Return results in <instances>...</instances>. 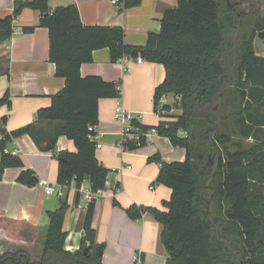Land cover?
I'll return each mask as SVG.
<instances>
[{
	"label": "trees",
	"instance_id": "16d2710c",
	"mask_svg": "<svg viewBox=\"0 0 264 264\" xmlns=\"http://www.w3.org/2000/svg\"><path fill=\"white\" fill-rule=\"evenodd\" d=\"M260 2L179 0L165 10L159 32L149 33L144 45H131L125 42L122 26L84 24L75 4L53 9L50 0H16L12 14L0 17V43L13 35L14 21L25 8L38 11L39 26L49 30L50 61L65 86L24 127L7 132V118H0V178L6 168L21 167L18 181L38 184L35 171L25 168L19 155L6 152L14 137L28 134L42 151L54 152L59 184L87 179L93 190L106 189L110 169L98 160L89 127L99 124V100L119 98L121 89L102 76H82L81 67L103 48L112 62L124 55L141 56L166 70L154 92L155 111L163 95L172 93L175 98L162 104L158 124L133 123L143 130L156 128L158 135L185 148L186 158L168 162L156 154L149 159L160 164L155 183L172 189L163 203L166 210L133 204L126 213L132 219L149 213L160 223L166 264H264V56L255 45L264 30ZM141 3L122 0L120 9ZM232 91L236 98L226 112ZM5 103L10 105L8 93L0 99V105ZM62 135L74 142L76 151H55ZM250 138L254 142L245 146L243 140ZM127 148L137 146L129 142ZM60 200L40 227V257L25 248L4 249L0 264H104L105 246L97 243L93 226L96 201L87 205L80 248L69 251L63 229L69 203Z\"/></svg>",
	"mask_w": 264,
	"mask_h": 264
},
{
	"label": "crops",
	"instance_id": "0c3cea01",
	"mask_svg": "<svg viewBox=\"0 0 264 264\" xmlns=\"http://www.w3.org/2000/svg\"><path fill=\"white\" fill-rule=\"evenodd\" d=\"M16 0H0V17L12 14ZM179 0H142L135 7L120 9L112 0H50L51 8L75 4L81 20L86 25L122 26L125 42L131 45L147 43L149 33L161 30L162 18L168 8L178 5ZM40 13L25 8L14 21V33L0 43V99L9 94L10 105H0V118L6 117L4 128L13 132L34 121L40 108L51 104V96L65 86V79L56 75L55 64L50 61L49 30L39 26ZM33 26L32 32L24 31ZM264 46V40H263ZM82 76L99 75L107 81L117 82L121 89L119 98L99 100V124L96 127V149L98 160L110 169L107 194L96 201L93 226L97 243L104 244V264H166L168 253L160 243V223L149 213L132 219L126 209L133 204L155 206L166 210L163 203L170 199L172 189L155 180L160 171L157 161L149 160L156 154L168 161H183L186 149L174 146L168 137L156 135L149 144L139 149L122 150L117 146L121 126L114 119L118 100L132 112L141 114V123L149 126L158 124L143 121L155 109L154 92L163 82L166 70L163 64L134 60L126 66L110 60L107 48L94 52V60L81 67ZM174 94H167L168 97ZM156 113V111H155ZM155 115V114H154ZM232 119L228 121L231 123ZM3 135L0 132V139ZM236 138V137H234ZM253 143V139H244ZM76 151L74 142L65 135L59 137L56 152ZM6 152L17 154L25 168L35 171L39 180L57 183L58 161L52 151H42L28 135L14 137ZM115 155L119 161L110 158ZM1 163V153H0ZM126 167L123 172L119 168ZM129 166V167H128ZM23 168L8 167L0 178V242L22 245L27 242L24 234L35 236L40 227L49 221L48 211L57 209L60 199L45 194L39 185L28 186L18 181ZM69 208L63 229L68 233L65 248L76 251L80 248L87 204L75 191L66 197ZM118 202L117 205L113 201ZM30 234V235H31ZM33 242V241H32ZM29 243V242H27ZM139 254L140 260L135 256Z\"/></svg>",
	"mask_w": 264,
	"mask_h": 264
},
{
	"label": "built area",
	"instance_id": "2783aa9c",
	"mask_svg": "<svg viewBox=\"0 0 264 264\" xmlns=\"http://www.w3.org/2000/svg\"><path fill=\"white\" fill-rule=\"evenodd\" d=\"M114 5H120L122 0H112ZM132 60L143 63L145 60L138 56L137 58H133L129 55L122 56L118 62L126 66L128 62ZM167 102V95H163L160 104L156 110L159 120L162 119V104ZM114 119L117 123L120 124L121 130L119 133V140L117 142V146L122 150H129L128 143L134 142L137 148L141 147L142 144H147L152 140V138L158 135L156 128H150L147 130H143L140 126L135 125L133 123L134 120L141 121V114L135 113L127 110L120 100L117 101L115 109H114ZM97 126H90L89 130L93 133L90 135L92 138L97 139L98 133L96 131ZM97 148H101V144L97 143ZM135 149V148H134ZM17 155V154H15ZM129 167V166H128ZM126 167L122 166L119 168V172H123ZM88 182L89 185L86 187L85 183ZM41 186L47 195H54L59 199L66 198L68 196L69 191H75L77 197L82 198L86 204L88 205L90 202L99 200L104 195V189L93 190L91 188L90 182L85 179L80 184L77 183L76 179L73 178L69 184H59L50 182L45 179L39 180L38 184ZM140 255L137 254L134 258L136 261L140 260Z\"/></svg>",
	"mask_w": 264,
	"mask_h": 264
},
{
	"label": "rangeland",
	"instance_id": "374dc122",
	"mask_svg": "<svg viewBox=\"0 0 264 264\" xmlns=\"http://www.w3.org/2000/svg\"><path fill=\"white\" fill-rule=\"evenodd\" d=\"M245 6H248V5H245ZM244 6V7H245ZM260 12H261V14L262 15H264V0H261V2H260ZM256 50H257V52H258V54L259 55H262V56H264V46H260V47H256ZM172 98L173 97H168L167 98V102H173V100H172ZM234 98H236V92H234V91H232L230 94H229V96H228V98H227V100L225 101V109L227 110L226 112H228L229 111V108H230V106H232V104H231V102L234 100ZM232 100V101H231ZM155 114V115H154ZM226 114V113H225ZM158 115H157V113H155V109L153 110V108H152V113L146 118H144L143 119V121H146L147 119H148V121H151V122H155L156 121V119L158 120ZM243 143H244V145L245 146H247V145H249V144H251V143H249V142H247V141H245V140H243ZM147 144H149V143H147ZM146 145V144H145ZM144 145V146H145ZM142 147V146H141ZM140 148V147H139ZM139 148H137V149H139ZM233 149V148H232ZM110 158L112 159V161L113 162H116L117 160L119 161V158L117 157V156H115V155H111L110 156ZM85 185H86V187H88V185H89V183L88 182H86L85 183ZM105 195L107 194V191L105 190V193H104ZM54 196V195H53ZM104 196V195H103ZM54 197H56V196H54ZM81 204L82 205H84V200H81ZM113 204H114V201H113ZM48 223V222H47ZM42 227H44V226H42ZM46 231H47V227L45 228V233H46ZM42 232H43V228H42ZM31 234V233H30ZM30 234H24L25 235V239H27V242H29V243H24V244H22V245H15V246H12L13 248H15V249H21V248H25L26 250H28V251H31L32 253H34V254H38L39 253V247H40V249H42V245H41V243H40V246L39 245H37L38 243H39V239H40V235H39V232L35 235V236H32V234L30 235ZM33 241V242H32ZM0 244H2V245H4V248H2V249H0V254H1V252H2V250H6L10 245H8V244H4V242L3 243H1L0 242ZM35 244V245H34ZM39 246V247H38ZM35 257L38 259L39 257H40V255L38 254V255H35Z\"/></svg>",
	"mask_w": 264,
	"mask_h": 264
},
{
	"label": "water",
	"instance_id": "95a60500",
	"mask_svg": "<svg viewBox=\"0 0 264 264\" xmlns=\"http://www.w3.org/2000/svg\"><path fill=\"white\" fill-rule=\"evenodd\" d=\"M263 40H264V30L260 31L255 39V45L256 47L263 46ZM89 249V248H87Z\"/></svg>",
	"mask_w": 264,
	"mask_h": 264
},
{
	"label": "flooded vegetation",
	"instance_id": "af4514ba",
	"mask_svg": "<svg viewBox=\"0 0 264 264\" xmlns=\"http://www.w3.org/2000/svg\"><path fill=\"white\" fill-rule=\"evenodd\" d=\"M2 248H4V245L0 244V249H2ZM11 250H13L12 252L16 251L15 248L10 247V246L6 249V251H11ZM86 252H87V250H85V253H86ZM1 253H2V252H1Z\"/></svg>",
	"mask_w": 264,
	"mask_h": 264
}]
</instances>
